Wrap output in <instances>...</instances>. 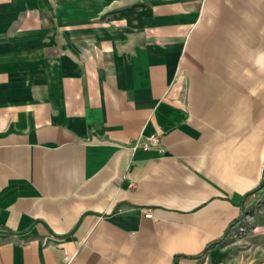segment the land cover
Returning <instances> with one entry per match:
<instances>
[{
  "label": "crops",
  "instance_id": "crops-1",
  "mask_svg": "<svg viewBox=\"0 0 264 264\" xmlns=\"http://www.w3.org/2000/svg\"><path fill=\"white\" fill-rule=\"evenodd\" d=\"M263 183L264 0H0V264H264Z\"/></svg>",
  "mask_w": 264,
  "mask_h": 264
},
{
  "label": "rangeland",
  "instance_id": "rangeland-1",
  "mask_svg": "<svg viewBox=\"0 0 264 264\" xmlns=\"http://www.w3.org/2000/svg\"><path fill=\"white\" fill-rule=\"evenodd\" d=\"M245 212H247L250 215V221H251V222L250 221L247 222L246 224V226H248V229H246L247 231L245 232L246 233L244 235L245 237H243L241 240L237 242H235L234 239L230 240L227 237V241H226L230 245V247L232 248L237 247L241 251L245 245H248V243L245 244V241H247L246 240L247 236L249 237L252 232L253 235L258 232L256 226L258 227L260 224H262L258 228H259V232L261 231L264 232V190L261 191V193L258 194L257 197H255V199L253 200L251 205L247 207Z\"/></svg>",
  "mask_w": 264,
  "mask_h": 264
},
{
  "label": "built area",
  "instance_id": "built-area-1",
  "mask_svg": "<svg viewBox=\"0 0 264 264\" xmlns=\"http://www.w3.org/2000/svg\"><path fill=\"white\" fill-rule=\"evenodd\" d=\"M142 146L144 150H149L151 149V147H154L162 151L160 138L155 134L151 135L149 140L146 143L142 144ZM145 217L153 218V211L151 209L146 210ZM249 221H250V215L247 212L243 211L240 218L234 224H232L228 229L226 238L228 237L230 240L234 239L235 242L241 240L243 237H245L244 235L246 234L245 233L247 231L246 229H248V226H246V224Z\"/></svg>",
  "mask_w": 264,
  "mask_h": 264
},
{
  "label": "trees",
  "instance_id": "trees-1",
  "mask_svg": "<svg viewBox=\"0 0 264 264\" xmlns=\"http://www.w3.org/2000/svg\"><path fill=\"white\" fill-rule=\"evenodd\" d=\"M264 190V183L261 185V186H259L258 188H256L255 189V191H254V194L256 193V194H260L261 193V191H263ZM221 240V239H220ZM218 241H216V243H217Z\"/></svg>",
  "mask_w": 264,
  "mask_h": 264
}]
</instances>
